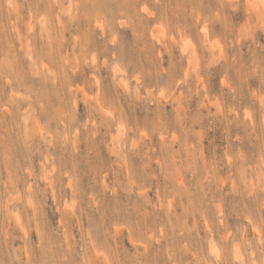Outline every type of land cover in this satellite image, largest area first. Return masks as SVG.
<instances>
[{"label": "rangeland", "instance_id": "rangeland-1", "mask_svg": "<svg viewBox=\"0 0 264 264\" xmlns=\"http://www.w3.org/2000/svg\"><path fill=\"white\" fill-rule=\"evenodd\" d=\"M0 264H264V0H0Z\"/></svg>", "mask_w": 264, "mask_h": 264}]
</instances>
